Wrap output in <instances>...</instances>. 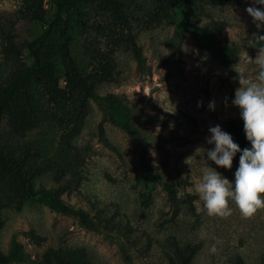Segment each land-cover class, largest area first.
Returning a JSON list of instances; mask_svg holds the SVG:
<instances>
[{
    "label": "rangeland",
    "instance_id": "374dc122",
    "mask_svg": "<svg viewBox=\"0 0 264 264\" xmlns=\"http://www.w3.org/2000/svg\"><path fill=\"white\" fill-rule=\"evenodd\" d=\"M59 1L0 0V95L30 65L27 44ZM253 6L264 10L252 0L78 1L36 47L39 68L2 116L0 153L13 161H0V264H264V211L246 220L233 204L228 219L209 217L194 190L206 164L233 183L239 167V153L231 170L207 160L210 127L251 148L226 125L243 122L238 73H258L247 60L258 55L247 42ZM40 192L86 211L90 228Z\"/></svg>",
    "mask_w": 264,
    "mask_h": 264
},
{
    "label": "clouds",
    "instance_id": "9594fccd",
    "mask_svg": "<svg viewBox=\"0 0 264 264\" xmlns=\"http://www.w3.org/2000/svg\"><path fill=\"white\" fill-rule=\"evenodd\" d=\"M252 2L264 5V0ZM246 11L258 29L247 41L250 47L258 50L255 60L247 57L248 63L257 66L258 73L254 78L238 73L240 86L235 91L232 103L240 110L244 133L251 148L241 151L232 136L219 125L210 127L207 143L214 145V148L206 151L207 160L219 168L231 170L233 160L239 153V167L233 183L223 177L216 168L206 164L194 189L199 200L203 202L207 215L220 219H228L233 215V204L246 220H252L264 211V35L259 34L264 31V10L253 6L248 7ZM209 108L215 109L214 101L210 102ZM209 252L212 255L217 254L215 244Z\"/></svg>",
    "mask_w": 264,
    "mask_h": 264
},
{
    "label": "trees",
    "instance_id": "16d2710c",
    "mask_svg": "<svg viewBox=\"0 0 264 264\" xmlns=\"http://www.w3.org/2000/svg\"><path fill=\"white\" fill-rule=\"evenodd\" d=\"M78 1L79 0H60L57 3L51 17L48 20L43 21L45 25L44 30L34 39L28 42L27 44L29 50L28 56L32 59L31 63L26 69L18 73L17 76L14 78V80L9 84V86H7L1 93L0 124L2 121L4 110L7 107L9 101L13 98L15 93L18 90H20L22 87H24V85L35 75L36 71L39 68V57L36 52V47L40 44V42L43 40L46 34H48V32L52 30L61 19H64L65 17L68 16L69 12L77 5ZM111 102L115 109L116 121H118L121 125L126 127L127 120L124 111L120 109V107L116 104L114 100H111ZM226 131L233 132L241 136L245 135L243 122L242 123H237L234 121L228 122L226 125ZM0 161H13V159H11L8 156L2 155L0 153ZM165 189L167 191L168 200L171 206L173 207L179 206L178 200L180 199H178L174 187L168 183L165 186ZM30 196L33 197L34 194L31 193ZM38 198L47 202L56 212L63 213L66 215L76 216L86 228H90V219L86 211L82 209H76L70 205H67L60 198H58L56 195H54L51 192H40ZM183 204L186 208H189V205L186 201ZM7 258L8 257L0 255V259L2 260ZM169 259L172 260V264H173V258L171 257V255H169Z\"/></svg>",
    "mask_w": 264,
    "mask_h": 264
}]
</instances>
